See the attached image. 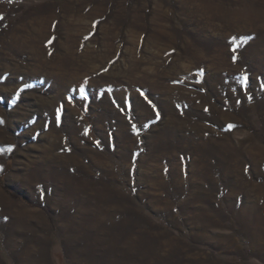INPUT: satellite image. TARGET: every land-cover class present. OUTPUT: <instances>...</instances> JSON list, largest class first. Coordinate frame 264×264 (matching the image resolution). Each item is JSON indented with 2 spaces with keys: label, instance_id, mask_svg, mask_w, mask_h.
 I'll list each match as a JSON object with an SVG mask.
<instances>
[{
  "label": "rangeland",
  "instance_id": "rangeland-1",
  "mask_svg": "<svg viewBox=\"0 0 264 264\" xmlns=\"http://www.w3.org/2000/svg\"><path fill=\"white\" fill-rule=\"evenodd\" d=\"M0 264H264V0H0Z\"/></svg>",
  "mask_w": 264,
  "mask_h": 264
},
{
  "label": "snow or ice",
  "instance_id": "snow-or-ice-1",
  "mask_svg": "<svg viewBox=\"0 0 264 264\" xmlns=\"http://www.w3.org/2000/svg\"><path fill=\"white\" fill-rule=\"evenodd\" d=\"M8 151H11V149L9 148V149H7Z\"/></svg>",
  "mask_w": 264,
  "mask_h": 264
}]
</instances>
